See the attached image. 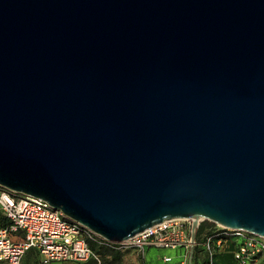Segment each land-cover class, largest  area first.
Instances as JSON below:
<instances>
[{
	"label": "water",
	"instance_id": "95a60500",
	"mask_svg": "<svg viewBox=\"0 0 264 264\" xmlns=\"http://www.w3.org/2000/svg\"><path fill=\"white\" fill-rule=\"evenodd\" d=\"M0 185L113 243L264 237V0H0Z\"/></svg>",
	"mask_w": 264,
	"mask_h": 264
},
{
	"label": "built area",
	"instance_id": "2783aa9c",
	"mask_svg": "<svg viewBox=\"0 0 264 264\" xmlns=\"http://www.w3.org/2000/svg\"><path fill=\"white\" fill-rule=\"evenodd\" d=\"M0 213L9 224L0 227V264H20L24 254L35 250L40 264L52 262L85 263L90 260L100 264V257L91 247L109 245L121 252L132 251L143 258L146 248H182L184 253L178 264H190L196 245L192 237V220L171 218L163 220L132 237L118 243L110 242L88 227L66 218L58 209L40 198L16 193L0 185ZM204 219L197 220L196 231ZM200 245L207 254L208 263L213 256L232 245V255L237 264H251L264 259V237L241 229L227 228L214 223L202 232ZM240 238V241H237ZM164 262H170L166 256Z\"/></svg>",
	"mask_w": 264,
	"mask_h": 264
},
{
	"label": "rangeland",
	"instance_id": "374dc122",
	"mask_svg": "<svg viewBox=\"0 0 264 264\" xmlns=\"http://www.w3.org/2000/svg\"><path fill=\"white\" fill-rule=\"evenodd\" d=\"M237 241H240V238H238ZM226 249H227V247H225L223 251L216 253L215 257L213 258V264H236V262L230 256L231 254L228 253L226 251ZM31 250H33V249H30V251ZM162 254H169L173 258L172 263L178 261V257L181 258V256H178V257L176 256L177 254L175 251H171L169 249H158L156 247H151L150 251L146 254V260H147L148 264H151V263L162 264L160 262V258L162 256ZM205 254H206V252L204 251L203 247L200 245L198 250L196 251L194 264H206V263H204ZM35 259L36 260L34 263L40 264V258L38 257V255H37V258L35 257ZM133 259L137 260V258L135 257V254L132 255V254H129L126 252H122L121 264H132ZM257 260H259V262H254L253 264H264V259L261 258V259H257ZM31 263L32 262H30L28 259V255H26L22 259V262H21V264H31ZM90 263L96 264L95 262H91V261H90ZM101 263H102V260L100 258V264ZM49 264H88V263H77V262L75 263V262H71V261H65V262H52ZM108 264H110V263H108Z\"/></svg>",
	"mask_w": 264,
	"mask_h": 264
},
{
	"label": "trees",
	"instance_id": "16d2710c",
	"mask_svg": "<svg viewBox=\"0 0 264 264\" xmlns=\"http://www.w3.org/2000/svg\"><path fill=\"white\" fill-rule=\"evenodd\" d=\"M9 224V221L7 220V218L0 213V227H4L7 226ZM211 226H214L213 222H210L208 220H204V222L202 221L196 231L195 234V240H196V245L194 247V252H196L200 246V243L203 242L204 238L202 237V232L204 231L205 228H209ZM91 247L96 251V253L99 255V257L102 260L101 264H121V257H122V252L120 250H117L115 248H113V246H109V245H97L94 242H90ZM204 249V248H203ZM232 249V245L226 249V251L228 253H230L232 259L236 262L234 256L232 255V252L230 251ZM216 254H214L213 258L215 257ZM91 262H94L92 260H90ZM90 261L85 262L88 264H91ZM257 261V260H256ZM255 262L252 261L251 264ZM76 263V262H75ZM204 263H208V258H207V254H205V258H204ZM93 264V263H92ZM212 264H213V260H212Z\"/></svg>",
	"mask_w": 264,
	"mask_h": 264
},
{
	"label": "crops",
	"instance_id": "0c3cea01",
	"mask_svg": "<svg viewBox=\"0 0 264 264\" xmlns=\"http://www.w3.org/2000/svg\"><path fill=\"white\" fill-rule=\"evenodd\" d=\"M156 248H157V247H156ZM150 249H151V247L146 248L143 258H139V259H138V257L136 256V254H135L134 252H132V251H127L126 253H129V254H132V255L135 254V257L137 258V260L133 259L132 264H148V262H147V260H146V254L150 251ZM158 249H169V250H171V251H175L176 254H177V255H176L177 257H178V256H181V258L178 257V261L172 263L173 258H172L169 254H162V256H161V258H160V262H161L162 264H178L179 261L182 259V255H183V253H184V249H182V248H174V249H172V248H158ZM29 251H30V250H29ZM29 251H27V252L24 254V256L22 257V259H23L26 255H28V259H29V261L32 262L31 264H35V263H34L35 260H36L35 257L37 258L38 253H37L35 250H31L30 252H29ZM29 253H30V254H29ZM195 255H196V252H194L193 259L191 258V262H190V264H194V261H195ZM34 256H35V257H34ZM166 256H168V257L171 258L170 262H164L163 258L166 257ZM38 257H39V255H38ZM39 258H40V257H39ZM22 259H21V262H22ZM38 261H39V260H38ZM38 261H37V262H38ZM255 262H259V260L255 261ZM253 263H254V262H253ZM253 263H252V264H253ZM20 264H21V263H20ZM151 264H153V263H151Z\"/></svg>",
	"mask_w": 264,
	"mask_h": 264
}]
</instances>
